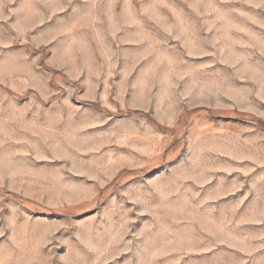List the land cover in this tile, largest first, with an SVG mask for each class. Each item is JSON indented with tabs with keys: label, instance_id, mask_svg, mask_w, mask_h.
Segmentation results:
<instances>
[{
	"label": "rangeland",
	"instance_id": "1",
	"mask_svg": "<svg viewBox=\"0 0 264 264\" xmlns=\"http://www.w3.org/2000/svg\"><path fill=\"white\" fill-rule=\"evenodd\" d=\"M0 264H264V0H0Z\"/></svg>",
	"mask_w": 264,
	"mask_h": 264
}]
</instances>
